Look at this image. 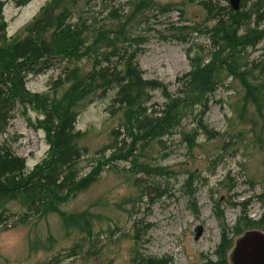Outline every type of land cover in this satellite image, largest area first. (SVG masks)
I'll use <instances>...</instances> for the list:
<instances>
[{
  "label": "rangeland",
  "instance_id": "1",
  "mask_svg": "<svg viewBox=\"0 0 264 264\" xmlns=\"http://www.w3.org/2000/svg\"><path fill=\"white\" fill-rule=\"evenodd\" d=\"M23 1L28 0H0L5 25L0 37L30 35L45 9L52 17L68 8L70 21L82 20L89 32H112L126 22L128 39L120 55L126 50L142 81L155 85L145 89L148 114L163 109L165 94L182 95L194 56L207 61L213 51L215 15L225 16L231 8L229 0ZM142 1L148 6L138 10ZM256 1L243 0L241 8L251 10ZM259 14L264 29V6ZM245 51L258 61L264 39ZM81 61L84 69L92 67ZM120 61L119 55L110 56L111 65ZM51 64L42 74L26 76L29 92L47 93L60 71L71 66L61 59ZM238 82L228 79L206 97L205 108H195L162 138L136 145V163L147 167V174L135 173L132 158H111L131 141L117 124L123 109L117 118L112 114L118 108L116 87L95 96L75 125L85 148L76 170L80 178L93 179L84 190L62 194L47 215L20 201L0 208V264H231L236 240L248 230L264 231V139L258 136L263 122L252 107L240 118ZM41 119L31 104L17 102L0 123V155L23 159L28 172L50 149L48 134L37 127ZM187 138L194 140L191 146ZM198 226L203 232L195 239Z\"/></svg>",
  "mask_w": 264,
  "mask_h": 264
},
{
  "label": "trees",
  "instance_id": "2",
  "mask_svg": "<svg viewBox=\"0 0 264 264\" xmlns=\"http://www.w3.org/2000/svg\"><path fill=\"white\" fill-rule=\"evenodd\" d=\"M28 1H23V5ZM143 5L148 6L142 1L136 8L140 10ZM262 6L259 0L251 10L230 8L225 16L218 12L215 15L218 23L211 31L214 49L208 60L194 56L182 95L174 98L165 94L167 101L163 109L149 114L143 107L149 100L145 89H153L154 82L142 81L137 63L132 62L131 56L126 57V50L120 55L119 47L128 39L126 22L112 32L102 29L89 32L82 20L70 21L68 8L52 17L45 9L33 21L30 35L9 40L0 37V123L7 121L17 102L29 103L43 117L37 127L46 131L50 143L46 158L31 172L26 170L23 159L10 153L0 155V208L4 209L8 202L20 201L24 208L44 209L47 215L55 210L62 194H75L86 188L93 177L90 174L80 178L76 170L85 150L80 147L84 135L76 131V120L94 102L95 96L102 97L115 87L114 102L118 108L113 107L112 114L117 118L118 110L123 109L118 114L117 124L131 141H124V146L117 147L111 158L125 161L132 158L137 174L149 171L136 163V145L143 144L145 139L162 138L195 108H205L206 97L231 78L239 81L243 90L240 118H244L247 107H252L263 122L258 136L264 139V56L250 61L245 51L264 39V29L260 28L263 15L259 14ZM2 19L0 10V26L4 29ZM118 55L121 63L111 65L110 56ZM56 59L67 61L71 66L66 65L60 71L47 93L29 92L25 87L26 76L51 69V62ZM80 61H88L92 67L84 69ZM256 127L258 129L257 123ZM193 142L186 139L188 146ZM73 219L79 222V217ZM66 222L70 224L71 220Z\"/></svg>",
  "mask_w": 264,
  "mask_h": 264
},
{
  "label": "water",
  "instance_id": "3",
  "mask_svg": "<svg viewBox=\"0 0 264 264\" xmlns=\"http://www.w3.org/2000/svg\"><path fill=\"white\" fill-rule=\"evenodd\" d=\"M233 11H239L243 0H229ZM203 229L198 226L195 239H199ZM231 264H264V231L248 230L235 242L229 255Z\"/></svg>",
  "mask_w": 264,
  "mask_h": 264
},
{
  "label": "bare ground",
  "instance_id": "4",
  "mask_svg": "<svg viewBox=\"0 0 264 264\" xmlns=\"http://www.w3.org/2000/svg\"><path fill=\"white\" fill-rule=\"evenodd\" d=\"M255 47H256V46H255ZM213 49H214V46H213ZM211 52H212V51H211ZM211 52H210V53H211ZM263 56H264V55H263Z\"/></svg>",
  "mask_w": 264,
  "mask_h": 264
}]
</instances>
